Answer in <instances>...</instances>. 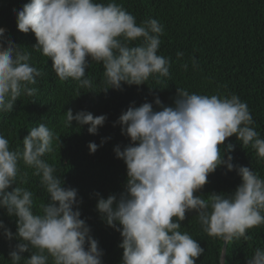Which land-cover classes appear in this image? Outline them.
<instances>
[{
  "label": "clouds",
  "instance_id": "obj_1",
  "mask_svg": "<svg viewBox=\"0 0 264 264\" xmlns=\"http://www.w3.org/2000/svg\"><path fill=\"white\" fill-rule=\"evenodd\" d=\"M17 24L22 33L35 34L34 50L52 61L58 78L75 81L79 89L95 93L91 90L96 85L86 76L89 58L103 66L100 83L105 94L109 89L122 91L125 84L139 87L157 75L171 78V58L158 54L164 26L152 18L137 24L115 0H30L17 13ZM5 32L0 28V113L14 111L22 96H34L38 89L30 85L42 75L31 64V52L6 40ZM183 55L177 52V59ZM191 64L193 70L199 68L195 56ZM181 67L186 72L189 65ZM155 104L161 110L154 111L147 102L130 106L116 122L131 140L123 150L114 148L116 158L126 164L128 179L119 198L96 193L97 211L122 237V264H196L204 249L181 231L186 213H196L203 232L225 245L250 239L247 232L264 225V179L249 167L234 166L232 155L225 159L218 147L235 136L244 149L251 147L264 159V139L253 127L246 102L236 94L204 95L178 88L174 107L164 106L158 97ZM106 120V115L85 111L74 115L69 109L65 114L67 127L73 121L89 125L92 135ZM54 141L61 144V137L44 123L30 129L22 149H11L0 134V208L17 218V233L3 222L0 229L9 241H21L9 253L10 264H103L104 253L81 219L78 190L64 187L56 167L45 159L54 152ZM88 147L90 154L98 150L94 142ZM226 151H234V146L228 144ZM21 162L40 177L50 198L39 204V212L34 211V193L18 183V178L27 183ZM222 166L241 177L235 192L194 195ZM24 253L30 258L24 259ZM219 264H227L223 256ZM247 264H264V248L257 247Z\"/></svg>",
  "mask_w": 264,
  "mask_h": 264
},
{
  "label": "trees",
  "instance_id": "obj_2",
  "mask_svg": "<svg viewBox=\"0 0 264 264\" xmlns=\"http://www.w3.org/2000/svg\"><path fill=\"white\" fill-rule=\"evenodd\" d=\"M29 2L0 0V28L6 30L5 39L27 48L32 54V66L42 73L36 78L37 83L30 85L38 89L34 96H22L14 111L0 113V134L9 140L13 150L22 149L30 129L40 123L61 137V144L54 141L55 150L45 159L56 167V175L64 181V187L78 190V197L82 199L81 219L91 228V235L104 253L103 264H122L123 249L119 247L122 237L107 226L96 207V193L104 199L110 195L119 198L128 179L126 164L116 158L114 148L119 145L123 150L131 140L122 135L121 126L116 122L130 106L139 107L147 102L154 111L161 110L155 104L157 97L164 106L174 107L178 88L204 95L219 92L236 94L246 102L254 120L253 127L264 139V0H115L136 18L137 24L152 18L164 26L158 54L171 58V78L157 75L139 87L125 84L122 91L109 89L107 94L100 83L102 64L97 65L89 58L86 76L96 85L91 90L95 93H91L88 89H79L75 81H61L53 71L52 61L34 50L35 34L22 33L17 24V13ZM199 11L202 13L198 15ZM177 52L184 54L179 60ZM193 56L199 64L197 70L191 64ZM185 62L189 65L186 72L181 67ZM69 109L74 115L80 111L106 115L107 120L98 134L92 135L88 132L89 125L80 126L73 121L71 128L66 126L65 114ZM102 140L106 142L100 146ZM90 142L98 145L95 154H90ZM228 144L234 146V151L227 153ZM218 147L226 153L225 159L232 155L234 166L249 167L264 179V159L258 158L251 147L244 149L235 136ZM20 168L27 183L19 178L18 183L34 193V211L39 212V204L49 202L50 198L41 187L40 177L33 175L34 170L22 162ZM241 182L235 170L229 172L226 167H218L194 195L204 198L213 193L231 195ZM0 222L13 235L17 233V218L9 216L4 208H0ZM181 228L204 249L196 264H219L224 241L204 233L196 213H186ZM247 235L250 239L241 238L228 244L227 264H247L257 247L264 248V225L250 229ZM20 242L9 241L0 229V264H10L9 253ZM23 257L30 258V253H24Z\"/></svg>",
  "mask_w": 264,
  "mask_h": 264
},
{
  "label": "water",
  "instance_id": "obj_3",
  "mask_svg": "<svg viewBox=\"0 0 264 264\" xmlns=\"http://www.w3.org/2000/svg\"><path fill=\"white\" fill-rule=\"evenodd\" d=\"M227 247H228V245H225V242H224L223 249H222V254H221V256H223V260L224 261H226Z\"/></svg>",
  "mask_w": 264,
  "mask_h": 264
}]
</instances>
